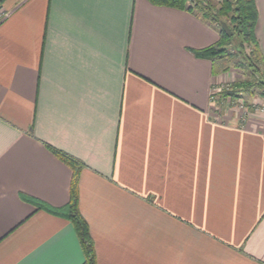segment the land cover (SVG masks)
Returning <instances> with one entry per match:
<instances>
[{
    "label": "crops",
    "instance_id": "1",
    "mask_svg": "<svg viewBox=\"0 0 264 264\" xmlns=\"http://www.w3.org/2000/svg\"><path fill=\"white\" fill-rule=\"evenodd\" d=\"M215 3L221 0H214ZM255 35L264 55V0ZM0 264H264V113L212 97L220 38L148 0H3Z\"/></svg>",
    "mask_w": 264,
    "mask_h": 264
},
{
    "label": "trees",
    "instance_id": "2",
    "mask_svg": "<svg viewBox=\"0 0 264 264\" xmlns=\"http://www.w3.org/2000/svg\"><path fill=\"white\" fill-rule=\"evenodd\" d=\"M3 1V0H2ZM154 5L167 6L176 9L189 11L195 16L215 25L220 33V38L203 48L192 49L196 56L219 59L223 62L222 71H226V62L234 59L233 66L247 73L248 81H234L235 88L251 90L255 87L264 96V55L261 53L255 35V24L257 21V9L254 0H221L215 3L214 0H148ZM225 22L233 31L228 35L223 30L221 23ZM235 35L236 49L231 52L228 46ZM246 49V50H245ZM244 90V91H245ZM261 90V91H260ZM252 92V90H251ZM232 94L224 92L220 95ZM223 98V97H222ZM62 160L72 168L69 200L64 207L53 208L37 202L38 206L65 217L72 224L79 239L84 255V264H95V251L92 236L88 224L78 208L77 180L80 173V165L76 158L63 151L51 147Z\"/></svg>",
    "mask_w": 264,
    "mask_h": 264
},
{
    "label": "rangeland",
    "instance_id": "3",
    "mask_svg": "<svg viewBox=\"0 0 264 264\" xmlns=\"http://www.w3.org/2000/svg\"><path fill=\"white\" fill-rule=\"evenodd\" d=\"M236 40L237 41L239 40V37H237V35H235V38H233V40L231 41V44L228 46L231 52H233L236 49ZM233 62H234L233 58L226 62L228 69L225 72L228 71L229 73L228 79H226L224 82H221L222 85L217 84V86H220L222 88L220 91L221 93L231 92L232 94H227L223 96V95H220V92H219V96H220L219 98H222V97L223 99L227 98L229 99V101H232L233 103H236L237 105L240 103H242V105L244 106L264 105V96L260 94L261 92H259L255 87L251 89L252 90L251 92V90L246 91L245 89L235 88L233 86L234 81L241 80L245 82L249 80L247 73L234 67Z\"/></svg>",
    "mask_w": 264,
    "mask_h": 264
},
{
    "label": "built area",
    "instance_id": "4",
    "mask_svg": "<svg viewBox=\"0 0 264 264\" xmlns=\"http://www.w3.org/2000/svg\"><path fill=\"white\" fill-rule=\"evenodd\" d=\"M9 12L7 11V9L4 7L2 0H0V23L8 16ZM221 87L214 85L212 87V97L215 96L216 93L221 91ZM239 109H244V113H246L247 109H245V106L242 105V103L238 104ZM252 111L253 112H263L264 113V105L261 106H257V105H251Z\"/></svg>",
    "mask_w": 264,
    "mask_h": 264
},
{
    "label": "water",
    "instance_id": "5",
    "mask_svg": "<svg viewBox=\"0 0 264 264\" xmlns=\"http://www.w3.org/2000/svg\"><path fill=\"white\" fill-rule=\"evenodd\" d=\"M221 26L228 35H232L233 31L230 29V27L225 22H222Z\"/></svg>",
    "mask_w": 264,
    "mask_h": 264
}]
</instances>
